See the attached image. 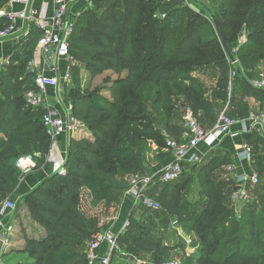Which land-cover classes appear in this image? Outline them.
Masks as SVG:
<instances>
[{"label":"trees","instance_id":"obj_1","mask_svg":"<svg viewBox=\"0 0 264 264\" xmlns=\"http://www.w3.org/2000/svg\"><path fill=\"white\" fill-rule=\"evenodd\" d=\"M8 2L0 0V9ZM40 38L41 32L32 29L10 56L11 64L0 71V200L14 195L22 181L17 161L39 154L40 169L52 144L44 112L26 101L27 93L37 90L28 64ZM22 50L29 51L24 58ZM70 57L76 63L71 66L75 83L69 86L73 116L87 135L70 142L63 172L19 200L18 209L24 208L43 233L28 236L23 228L24 246L4 253L3 264L18 255L25 259L12 264H87L85 249L99 220L84 211V192L110 207V194L129 189L130 178L145 169L154 145L161 152L170 136L181 142L188 109L205 130L217 124L226 108L230 118L264 115V90L249 86L264 59V0H93L76 21ZM86 74L94 80L108 75L91 92L84 86ZM249 99L260 103L259 112ZM246 140L255 152L254 170L264 172V138L253 132ZM231 162L214 151L189 168L197 169L194 177L203 191L198 208L192 209L189 200L181 202L177 191L192 177L184 174L152 186L147 196L161 210L137 206L133 215L143 223L135 233L132 215V224L118 238L123 251L131 257L149 255L148 264L169 262L174 250L183 249L163 234L175 219L197 239L192 242L201 256L197 264H264V188L261 181L253 185L260 191L258 208L244 206L237 219L233 195L225 194L216 174Z\"/></svg>","mask_w":264,"mask_h":264},{"label":"built area","instance_id":"obj_2","mask_svg":"<svg viewBox=\"0 0 264 264\" xmlns=\"http://www.w3.org/2000/svg\"><path fill=\"white\" fill-rule=\"evenodd\" d=\"M55 4V13L48 17L39 12L32 4V0H9L7 6L13 4L22 5V9L19 11H8L7 7L0 9V40H6L13 37L16 32V22L21 21L28 27L26 35L24 37H18L17 40L21 43L30 33V29L33 26L35 30L41 32V38L39 41V49L48 57L51 48L56 49V56L63 59L70 57V40L73 36L76 21L75 19H69L68 12L70 8V0H52ZM90 1V0H87ZM11 64V59L6 58L0 63V71ZM29 71L35 75V84L37 90L29 91L26 95L27 103L34 108H42L44 104L43 95L47 88H58L61 81L58 78L50 77L45 74L44 71L37 69L34 63L29 66ZM258 77L254 80H250V84L259 90H264V60L258 66ZM236 77V72L231 73V78ZM71 73L67 72L63 78V84L66 86L71 85ZM1 96V90H0ZM43 122L47 131L52 139L51 149L48 156V161L53 163L55 172H63L65 161L58 155L57 139L63 134H71L72 132L80 131L83 127L74 118L72 109L69 110L66 116H62L59 111L48 110L43 115ZM237 124L235 120L230 118L226 109L220 114L217 124L210 130H205L194 112L188 109L184 116V126L187 129L188 134L192 136V144L179 143L175 140H167V148L172 151L174 160L169 163L162 171L159 180L162 182H174L180 179L185 174L186 167L190 168L199 164L202 158L197 154L191 155V150L196 144L203 142L210 150H214L216 145L222 138L230 136L237 137L243 133L251 134L253 132H262L264 136V115L259 113H252L249 118L243 123V129L241 132L234 131L233 128ZM243 151L241 157L253 166L255 152L253 147L249 143H245L242 146ZM36 157L39 154L28 155L21 157L16 167L24 174L28 175L37 170L38 163ZM229 170L233 171V166H228ZM237 184L241 187L236 193L235 198L246 197V192L243 188L246 184H259L260 180L255 173L244 174L240 177L235 176ZM155 185V180L140 174L132 176L130 178V187L127 190V195L133 199L134 205H144L146 207L158 208L153 199L147 196L149 189ZM18 204L16 200H6L0 206V215L16 212ZM177 226L178 223H175ZM126 228V225L125 227ZM14 231L12 225L3 227L2 220H0V237L7 239ZM119 235L114 234L112 231H104L94 236L90 241L86 249L87 264H112L115 251L118 247ZM102 244H106L107 250L105 254L100 257L99 249ZM136 264H144L136 261ZM164 264H180L177 261L166 262Z\"/></svg>","mask_w":264,"mask_h":264},{"label":"crops","instance_id":"obj_3","mask_svg":"<svg viewBox=\"0 0 264 264\" xmlns=\"http://www.w3.org/2000/svg\"><path fill=\"white\" fill-rule=\"evenodd\" d=\"M32 4L39 12H41L42 14L48 17L52 16L56 10L55 4L53 3L52 0H32ZM92 4H93V0H90V1L70 0V8L68 12L69 19H73V20L75 19V21H77V19H79L80 16L82 15L84 9L87 6L89 7L92 6ZM6 7L8 11H19L23 8L22 5L20 4H13L11 6L6 5ZM16 28H17V32L13 37L6 39V40H0V63L4 61L6 58L12 59L10 56L12 55V53H14V51L17 50V46L19 44L17 38L19 36L24 37L26 35V30L28 27H25V24L23 22L17 21ZM32 29H34L33 26L31 27L30 30ZM22 52H23L22 58L26 56L27 52L29 53V51L27 50L25 51L22 50ZM47 59L48 57L38 47V49L35 50L33 57L28 64V68L31 63H34L38 70L44 71L45 74L50 77L58 78L61 81V85H62L61 89L63 90L66 89V87L68 86L64 85L62 81H63L65 74L70 71V67H69V64L67 63V59L59 58L58 56H56V53L51 54L50 56L51 64H49V61ZM14 64H16V62ZM57 92L58 91L55 87L47 88V90L45 91L43 95L45 105L42 108H38V109H41L44 113L47 112L48 110H56V111H59V113L62 116H66L69 110L72 109V105L68 103L65 96L63 97L58 96ZM249 103L252 105V107L258 105V102L254 101V99H249ZM244 122L245 121H241V122L237 121V124L234 126L233 130L237 132H241L243 129ZM257 133H259V135L264 138L262 132L259 131ZM86 135H87V131H84L82 129L80 131L72 132L71 134L65 133L57 139L56 142L59 147L57 152H58V155L62 158V160L66 161L67 159L68 147L72 139L82 138ZM249 135L250 134L248 133L241 132V134L237 137H230V136L224 137L216 145L213 151L210 150L209 147L206 146L203 142H200L196 144V146L191 150L190 154L191 155L197 154L198 156H200L202 158V161L199 164H201L204 161V159L208 158L210 153L214 151H219L223 155L231 157V160H232L231 166H233V171L231 172L229 170V167L226 166V167H223L225 168L224 174H227V176H231V178L232 177L235 178V176L238 178L244 174H252L254 172V167L241 157V152L243 151L242 146L243 144L247 142L246 139L248 138ZM170 139H172L171 136L169 137L168 140ZM179 143H186L188 145H191L192 136L188 134L187 131L184 132L182 140ZM156 151H157V146L154 145L153 151L149 154L145 169L140 173L141 176L154 179L155 184L160 181L159 177L163 169L174 160L172 151L169 150L167 147L164 148L161 152H156ZM48 156L49 154L47 155V158H46L47 163L43 167L26 175L27 177L24 180V185L22 189L24 191L18 196H21V197L25 196L30 191L38 187L42 183V181H44L45 179L51 177L53 174L56 173L53 167V163L48 161ZM219 171L220 170H218L216 174ZM85 193L86 192H84V195ZM125 193H126L125 197L123 199V202L120 206V209L116 217L114 216L111 218V216H109L108 217L109 219L107 220H104L102 218L103 219L102 222L104 224V228H103L104 231L110 230L114 234L119 235V236L124 233L126 229L124 228L125 222H126L125 219H127V217L130 215V212L133 208L132 206L133 199L127 195V191ZM88 198L89 196H87L86 200L83 201V208H84V211L86 212L87 210L85 209L84 204H85V201L89 202V200L91 199V198L90 199ZM234 199H237V198H234ZM139 206H141V204H139ZM20 213L21 212H18V214H16V217H19ZM91 217L97 218L98 220H100L96 215H91ZM3 219H5V217H2L0 215V220H3ZM8 220H9L8 225H10L11 219H8ZM175 223H177V221L174 222V225ZM42 233H43V230L41 233L37 231V236L35 237H40ZM106 250H107L106 244H102V246L99 249V256L102 257L105 254ZM128 256L131 257L130 255Z\"/></svg>","mask_w":264,"mask_h":264},{"label":"rangeland","instance_id":"obj_4","mask_svg":"<svg viewBox=\"0 0 264 264\" xmlns=\"http://www.w3.org/2000/svg\"><path fill=\"white\" fill-rule=\"evenodd\" d=\"M191 2V0H187V2ZM238 49H235V55L237 53ZM234 55V54H233ZM229 58V57H228ZM72 58H68L67 59V63L69 64L70 67V73H71V79H72V86L75 83V79H74V70L71 69V66L75 67L76 63L73 62L71 60ZM230 60V59H229ZM264 60V59H263ZM261 60V62L263 61ZM231 62V61H230ZM260 62V63H261ZM259 63V64H260ZM235 64V63H232ZM29 69V68H28ZM258 70V68H257ZM256 70L255 73V78L258 77V73L259 71ZM111 74V73H108ZM108 74H105L97 79H90V77L88 76V74H86L85 79H84V83H85V87L89 86L91 87V92H93V90H95V88H97L98 85L102 84L104 79L106 78V76ZM80 76V77H79ZM79 76H77V80L79 82H81V76H82V72H79ZM255 78H251L250 80H254ZM61 85V84H60ZM82 85V86H83ZM211 86V85H210ZM209 86V87H210ZM61 87L59 86L57 89V94L60 97L65 96L66 100L68 101L69 104H71L70 101V95H69V87H66V89H61ZM255 101V100H254ZM260 106V103H258V105L253 106V109H256L254 112H259L258 107ZM227 109V108H226ZM41 110V109H40ZM252 111V112H253ZM233 118V117H232ZM233 120L237 121H245L246 119H238L237 117L233 118ZM216 154V153H215ZM36 155V154H35ZM28 156V155H27ZM40 157H36V159L38 160ZM47 163V162H46ZM45 163V164H46ZM65 168V165L64 167ZM38 170V169H37ZM197 169L193 170V169H189L188 167H186L185 169V175L187 177H192L194 178L193 181L189 182V184H186V181L183 182L180 187L177 189V191L179 192L180 198L182 199L181 202H187L189 200V202L191 203V208H198V206L196 205V203H201L204 198L202 197V188H201V183L197 180L196 181V177H194V173H196ZM225 172V168H220V171L217 173V179L221 182H223L225 184V194L228 192V194L230 193V195L232 194V200L234 202V206L236 208V217L237 219H241L242 217V208L244 206H249L250 208L252 207V209H256L258 208V202H257V198L256 195L260 194V191H258V186H253V184H246L245 186H243L245 192H246V197L244 199L242 198H235L236 193L232 192V189L234 187L238 188L241 187L240 184H237L235 178H231V176H227V174H224ZM255 173H257L259 180L261 181V186H263L264 188V172H259V171H255ZM20 174L22 176V181L18 187L17 192L12 195L9 196L7 198H3L0 200V206L1 204L6 201V200H16L17 204L19 206V200L22 198L20 195L21 193H23L24 190L23 189V185H24V180L27 177L26 175H24L21 171ZM37 175V174H36ZM197 176V175H196ZM28 179V178H27ZM26 179V181H27ZM129 183V180H128ZM125 191L124 192H113L110 194L111 196V205L110 207H107L103 202H99V203H95L93 202L90 198L89 202L85 201L84 207L87 210L88 215H96L100 220H99V230L96 232L95 235L104 232V224L102 222V220H107L109 219L108 217L111 216L112 217H116L120 206L123 202V199L125 197ZM87 196H89V193H85L84 197H83V201L86 200ZM21 197V198H20ZM91 201V203H90ZM154 202H156L154 200ZM156 204V203H155ZM133 208L130 212V215L127 217V219H125V225L126 228L130 226V224H132L133 221V225L132 227H134L135 230H133L135 233L138 229V227L143 223V218H141L139 215L134 217L133 213L135 212L137 206L134 205V202L132 204ZM144 206V205H142ZM19 208V207H18ZM16 210V212L13 213H8V214H4L2 215V217H5V219L2 220V225L3 227L8 226V219L10 220V225H12L14 227V231L12 233V240H8L7 239V248L5 250L4 253H9L11 251H18L20 249H22V247L24 246V241H23V231L22 229H26L27 235L28 236H37V231L38 232H42V229L40 228V226L36 223H34L32 220L27 218L26 215V211L24 210V208H22L21 210L18 209ZM153 211L155 212H159L161 210V207L159 206V208H152ZM18 211H20V217H16V214H18ZM133 215V220L131 221V217ZM10 216V217H9ZM103 218V219H102ZM176 220L174 219L171 223L170 228L166 231L163 232L164 236H165V240L169 242V240L173 241V244L176 246L177 242L180 243L183 246V249H178V250H174L171 253V256L169 258V262L171 261H177L180 264H197V261L199 259V257L201 256H197L195 253L197 252V247H192V242L193 241H197V239L190 233V231L188 230V225H184V224H180L178 223L177 226L174 225V222ZM9 225V226H10ZM37 230V231H36ZM94 235V236H95ZM94 238V237H93ZM90 243V242H89ZM88 243V244H89ZM117 256L116 262H114V264H136V261L138 260L139 262H142L144 264H148L151 263V259L149 255H145V254H141L138 257L134 256V257H129L128 254H126L125 251H123V248L121 247V244H118V247L115 251ZM15 261L13 262H9V264H12L14 262L20 261V260H24L25 258L23 256H15ZM192 260V261H190Z\"/></svg>","mask_w":264,"mask_h":264},{"label":"water","instance_id":"obj_5","mask_svg":"<svg viewBox=\"0 0 264 264\" xmlns=\"http://www.w3.org/2000/svg\"><path fill=\"white\" fill-rule=\"evenodd\" d=\"M191 1H195V0H191ZM214 23H215V27H216V30H217V34L219 36V39H220V41H221V43L223 45V48H224L225 52L227 53L230 61L232 63H235L236 60H235V57L233 55V52L230 49V47L228 46V44L226 43V41H225V39H224V37L222 35V32H221V29H220V26H219L218 22L216 20H214ZM55 53H56V49L55 48H51L49 54H55ZM49 64H51L50 61H49ZM239 74H242V72L239 71ZM249 86L256 90V88H254L251 84H249ZM238 191H239V188H236L235 193H237ZM7 245H8L7 241L5 239H3L2 237H0V264H3L2 263V256H3V254H4V252H5L6 248H7Z\"/></svg>","mask_w":264,"mask_h":264}]
</instances>
